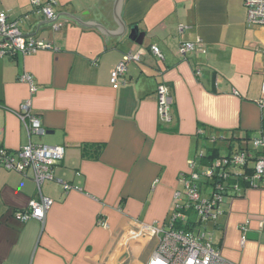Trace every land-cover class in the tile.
Instances as JSON below:
<instances>
[{"label": "crops", "instance_id": "obj_1", "mask_svg": "<svg viewBox=\"0 0 264 264\" xmlns=\"http://www.w3.org/2000/svg\"><path fill=\"white\" fill-rule=\"evenodd\" d=\"M113 4L56 0L53 9L115 30ZM0 10L24 33L44 20L30 0H0ZM118 15L127 31L137 25L144 33L141 45L127 31L105 35L59 13V29L42 22L32 34L52 49L0 57V148L15 151L29 140L65 147L54 179L41 185L52 200L43 222L13 214L39 196L30 173L0 169V264H146L188 160L203 151L204 166L206 149L222 156L264 135V25L245 23L242 0H123ZM196 40L199 48L178 53L182 42ZM140 49L141 60L113 84L123 55ZM24 73L34 93L20 80ZM159 83L172 100L169 122L159 118ZM27 99L42 134L30 136L16 113ZM223 201V213L205 225L213 246L236 264H264V187L240 185Z\"/></svg>", "mask_w": 264, "mask_h": 264}, {"label": "built area", "instance_id": "obj_2", "mask_svg": "<svg viewBox=\"0 0 264 264\" xmlns=\"http://www.w3.org/2000/svg\"><path fill=\"white\" fill-rule=\"evenodd\" d=\"M30 2L44 20L51 19L55 14L53 7L56 0ZM242 6L247 25H264V0H242ZM46 22L52 31L60 28L56 18ZM20 33L24 32L19 21L9 20L6 13L0 10V57H13L17 53L30 54L53 47L50 42L35 35L11 37ZM199 47L200 40L187 41L182 42L177 51L185 57L188 52ZM149 51L157 58H163L158 46L150 45ZM144 53V50L140 49L124 54L112 72L111 82L120 83L127 64L140 61ZM200 74L197 68L195 75ZM20 80L29 84L31 93L36 91L32 75L24 73ZM156 96L159 118L162 122H169L172 100L167 86L159 83ZM260 103L264 104V100H260ZM16 113L24 122L30 136L44 133L39 118L30 112L29 99L21 103ZM201 132L199 130V133ZM247 140L248 144L245 146L219 156L204 166L200 165L203 151L188 160V172L179 177L181 190L174 193L170 215L165 225L155 228L158 241L146 264H236L224 258L220 250L213 246L211 232L205 225L207 222H215L223 213L221 207L224 195L237 193L240 190L239 180L244 182L246 188L264 187V135L252 136ZM64 153L63 145L35 143L31 140L15 151L0 148V169L15 171L24 176L30 173L39 192L38 198L29 200L25 208L13 211L17 220L25 222L35 218L44 221L52 200L41 194V185L54 179V167L63 159ZM253 153H256L254 159ZM251 160L253 165L248 167ZM248 168L250 170L247 172ZM97 225L104 228L108 226L101 218H98ZM258 228L264 232V218L260 220ZM240 231L243 242L246 238L247 223L240 225Z\"/></svg>", "mask_w": 264, "mask_h": 264}, {"label": "water", "instance_id": "obj_3", "mask_svg": "<svg viewBox=\"0 0 264 264\" xmlns=\"http://www.w3.org/2000/svg\"><path fill=\"white\" fill-rule=\"evenodd\" d=\"M122 2H123V0H114V4H113V8H112V13H113L114 19L116 20V22L118 24V27L115 30H107L99 22L94 21V20H91V19H88L85 22H83L79 17L61 11V12L55 13L52 16L51 19L41 20L40 22H38L37 25H36V27L34 28L33 32L20 33V34L13 35L11 37L12 38L13 37H18V36L24 37V36H28V35L34 34L35 31H36V29H37V27L39 26L40 23L46 22V21H50V20H54L59 13L64 14V15H68V16H71L80 25H84V26H92L93 25L94 27L98 28L101 32H103L105 35L106 34H109V35H118V36H121V35H124L125 32L127 31V27L124 25V23L122 22V20L120 19L119 15H118V12L120 10V7L122 5ZM127 32H128V34H127V38L128 39L134 41L135 43H137L139 45L142 44L143 38H144V33L141 32V31H139L137 25H134V26L130 27ZM229 194H231V193H229Z\"/></svg>", "mask_w": 264, "mask_h": 264}, {"label": "trees", "instance_id": "obj_4", "mask_svg": "<svg viewBox=\"0 0 264 264\" xmlns=\"http://www.w3.org/2000/svg\"><path fill=\"white\" fill-rule=\"evenodd\" d=\"M201 135H202V133H203V130L201 129ZM204 137V136H203ZM95 155L94 156H97L98 155V153H99V151H100V145H95ZM239 150V149H238ZM259 153V152H258ZM256 153H253V158L252 159H254V155H255ZM206 157H207V160L205 161V164H209L213 159H215V158H217V157H219V155H218V149H216L215 147H212V148H210V149H206ZM247 170V172L250 170L249 168L248 169H246ZM237 171V170H236ZM212 183V182H211ZM239 184L240 185H243V186H246L245 184H244V182L242 181V180H239Z\"/></svg>", "mask_w": 264, "mask_h": 264}]
</instances>
